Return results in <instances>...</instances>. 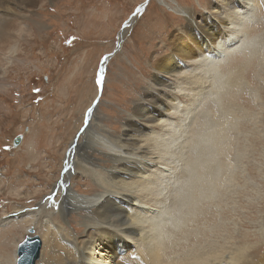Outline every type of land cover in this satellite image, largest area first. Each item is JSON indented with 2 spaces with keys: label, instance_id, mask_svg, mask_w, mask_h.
<instances>
[{
  "label": "rangeland",
  "instance_id": "obj_1",
  "mask_svg": "<svg viewBox=\"0 0 264 264\" xmlns=\"http://www.w3.org/2000/svg\"><path fill=\"white\" fill-rule=\"evenodd\" d=\"M30 1L0 0L1 18L11 23V37L0 48V81L4 79L0 219L18 217L21 212L23 218L16 222L34 227L42 240L40 229L46 219L53 233L62 221L49 214L50 208H41V202L64 178L67 154L81 145L91 115L98 118L100 128L113 135L121 133L127 113L149 82L152 61L169 52L166 42L186 23L176 9L202 13L207 0ZM263 8L258 14L261 26L251 35L264 34ZM259 39L262 51L264 37ZM13 45L16 53L8 64L5 52ZM247 54L231 67L247 70L248 87L227 90L231 98L227 94L221 98L214 123L206 128L222 123L229 128L230 149L220 159L232 170L226 176L227 205L218 209L215 218L217 241L222 242L228 233L231 242L251 246V257L260 260L264 253V51L253 57ZM252 69H259L257 76ZM18 136L21 143L14 147ZM198 138L194 141L199 151ZM94 157L102 160L100 165H109L102 155L94 153ZM64 182L78 194L92 195L97 189L89 176L79 172ZM72 214L65 228L83 233L78 214L85 213ZM24 233L13 221L2 225L0 254L12 256L13 243L21 242ZM48 253L44 252V258Z\"/></svg>",
  "mask_w": 264,
  "mask_h": 264
},
{
  "label": "bare ground",
  "instance_id": "obj_2",
  "mask_svg": "<svg viewBox=\"0 0 264 264\" xmlns=\"http://www.w3.org/2000/svg\"><path fill=\"white\" fill-rule=\"evenodd\" d=\"M262 3L207 0L202 13L176 9L186 23L166 42L169 52L152 61L149 82L127 113L121 133L100 128L92 114L81 145L67 154L64 178L51 199L41 202V208H50L49 214L64 224L53 233L46 219L41 240L34 227L16 222L23 218L21 212L0 219V227L13 221L23 227L25 237L39 238L34 264H264V253L253 260L251 246L231 242L228 233L217 241L215 218L227 205L226 176L232 170L220 159L230 149L229 128L223 123L206 128L214 123L221 98L233 88L249 85L247 70L231 64L246 57L247 51L250 57L264 51L259 39L264 34L251 35L261 26ZM1 16L0 48L11 37V23ZM15 53L16 45L5 52L8 64ZM252 70L257 76L259 69ZM94 153L108 159L109 165H100L102 160ZM78 172L92 179L94 194H78L64 182ZM75 212L85 213L78 214L83 233L65 228L67 217ZM13 244L12 256L0 254V264H16L20 241ZM45 251L49 253L44 258Z\"/></svg>",
  "mask_w": 264,
  "mask_h": 264
},
{
  "label": "water",
  "instance_id": "obj_3",
  "mask_svg": "<svg viewBox=\"0 0 264 264\" xmlns=\"http://www.w3.org/2000/svg\"><path fill=\"white\" fill-rule=\"evenodd\" d=\"M22 136L15 138L13 146L16 147L21 143ZM28 233L34 234L32 229H27ZM41 242L38 237L32 238L26 236L17 246V262L16 264H34L39 257Z\"/></svg>",
  "mask_w": 264,
  "mask_h": 264
},
{
  "label": "snow or ice",
  "instance_id": "obj_4",
  "mask_svg": "<svg viewBox=\"0 0 264 264\" xmlns=\"http://www.w3.org/2000/svg\"><path fill=\"white\" fill-rule=\"evenodd\" d=\"M100 81H97V83H99ZM89 112H91V109H89ZM49 199H51V197H49Z\"/></svg>",
  "mask_w": 264,
  "mask_h": 264
}]
</instances>
